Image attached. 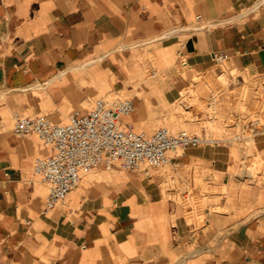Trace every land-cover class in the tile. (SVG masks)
<instances>
[{"label":"crops","instance_id":"0c3cea01","mask_svg":"<svg viewBox=\"0 0 264 264\" xmlns=\"http://www.w3.org/2000/svg\"><path fill=\"white\" fill-rule=\"evenodd\" d=\"M215 52L264 76V0H0V264H264V164L259 182L231 172L240 143L187 147L162 167L100 166L47 209L33 166L55 149L13 132L17 115L68 121L123 94L136 102L124 126L177 127L175 103ZM253 147L264 162V132ZM168 176L228 186V211L190 224Z\"/></svg>","mask_w":264,"mask_h":264},{"label":"built area","instance_id":"2783aa9c","mask_svg":"<svg viewBox=\"0 0 264 264\" xmlns=\"http://www.w3.org/2000/svg\"><path fill=\"white\" fill-rule=\"evenodd\" d=\"M213 58L220 63L228 55L215 52ZM135 110L132 98L100 97L89 109L75 111L65 124L54 123L44 115L15 117L16 135L35 133L45 144L54 146L52 155L36 159L33 166L34 175L47 190V209L65 200L83 173L101 165H120L132 171L144 166L162 167L170 163L172 153L214 141L186 129L172 131L168 127L145 135L121 122Z\"/></svg>","mask_w":264,"mask_h":264},{"label":"rangeland","instance_id":"374dc122","mask_svg":"<svg viewBox=\"0 0 264 264\" xmlns=\"http://www.w3.org/2000/svg\"><path fill=\"white\" fill-rule=\"evenodd\" d=\"M126 97L134 99L127 94L111 95L107 98ZM174 108L179 112L180 125L173 127L164 122L159 127H168L172 131L186 129L214 141L222 139L240 143V159L230 167V171L251 182L261 180L258 168L262 169L264 162L261 155H255L253 145L254 135L264 132V76L253 78L232 66L228 60L214 63L207 71L194 72L191 75ZM53 120L57 123L67 122L61 118ZM183 122H191L192 126ZM101 166L111 169L117 165ZM240 172L247 175L243 176ZM172 186H177V182L168 176L164 187L167 189ZM185 189L188 191L185 192ZM229 193L230 189L226 185L201 186L195 189L180 185L172 195L186 208L188 222L201 227L205 225L206 210L228 211Z\"/></svg>","mask_w":264,"mask_h":264},{"label":"bare ground","instance_id":"6f19581e","mask_svg":"<svg viewBox=\"0 0 264 264\" xmlns=\"http://www.w3.org/2000/svg\"><path fill=\"white\" fill-rule=\"evenodd\" d=\"M48 118L51 119L54 123H57V122H55L51 117L48 116ZM67 122H68V121H67ZM67 122H66V123H67ZM60 124H65V123H60ZM52 146H53V145H52ZM53 147H54V146H53ZM92 178H93V177H92Z\"/></svg>","mask_w":264,"mask_h":264}]
</instances>
